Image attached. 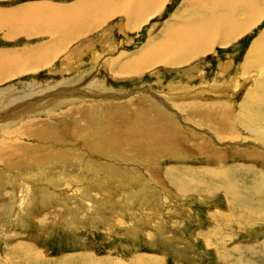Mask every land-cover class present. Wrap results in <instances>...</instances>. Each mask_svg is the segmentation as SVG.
I'll return each instance as SVG.
<instances>
[{
	"label": "rangeland",
	"instance_id": "374dc122",
	"mask_svg": "<svg viewBox=\"0 0 264 264\" xmlns=\"http://www.w3.org/2000/svg\"><path fill=\"white\" fill-rule=\"evenodd\" d=\"M103 1L0 0V264H264V11L170 64L144 55L208 9Z\"/></svg>",
	"mask_w": 264,
	"mask_h": 264
},
{
	"label": "bare ground",
	"instance_id": "6f19581e",
	"mask_svg": "<svg viewBox=\"0 0 264 264\" xmlns=\"http://www.w3.org/2000/svg\"><path fill=\"white\" fill-rule=\"evenodd\" d=\"M108 1L109 0H104L103 2L108 3ZM159 1L161 0H135L137 6L131 7L133 10H136V12L138 13L135 22L139 23L143 15H147L148 11L151 8H154V4ZM185 5H187V9L185 10L186 13L188 14H192L197 11L200 12L205 11L207 9L208 11L205 14H201V16L197 15V17L193 21L190 19H186V20L184 19L181 21V23L177 21H175L173 25H170V23H168V27L167 28L165 27L166 31L164 29L160 34L161 36L164 37V40L167 42V44L161 49L153 50L149 55H144V57L148 59V61L155 63L168 62L170 64H180V63L183 64L185 61H188L191 58L198 57L201 56L202 54L210 52V50L214 46H221L222 48H225L239 34L243 33L250 26L254 25L257 21H259L258 19L256 20V18L264 11V0H186ZM239 12H244V14L247 15L245 16V19H238L239 17H237L238 16L237 14ZM72 18L73 17L69 14L67 20L63 18L62 22H68ZM47 21L49 22L50 20ZM263 58H264V31L257 37L255 42H253L250 49L248 50L246 54V58L244 60V67L248 70L261 69L264 66ZM263 83L264 80L262 84ZM80 92L82 91L80 90L79 93ZM255 93L256 91H248V93L246 94V98L252 100L253 98L251 99L250 97ZM124 96L130 97L129 94H126ZM251 102H255V101H251ZM219 106H216L219 109V111L221 110L227 111L224 109L226 105L220 104ZM1 110H4V108H1ZM255 113L257 116H254L255 118H253L252 121L250 122L253 123V127L252 126L251 127L256 130L257 128H259L256 126L258 122V121L256 122V120L258 119L257 117L260 116L259 115L260 113L258 114V111H255ZM261 117L263 118V116ZM257 131L258 130H256V132ZM259 132H261L260 129ZM263 141H264V137H263ZM25 202L26 204L30 203V201L27 200ZM26 204L25 205L23 204V208L21 207L20 209L21 212L26 211L25 208ZM89 262H91V260Z\"/></svg>",
	"mask_w": 264,
	"mask_h": 264
},
{
	"label": "water",
	"instance_id": "95a60500",
	"mask_svg": "<svg viewBox=\"0 0 264 264\" xmlns=\"http://www.w3.org/2000/svg\"><path fill=\"white\" fill-rule=\"evenodd\" d=\"M238 87H240V85L238 86ZM237 90V88L235 89V91ZM126 94H128V93H126ZM125 94V95H126ZM234 94H236V92L234 93ZM234 94H232V95H234ZM118 95H121V94H118ZM111 97V96H110ZM120 97V96H119Z\"/></svg>",
	"mask_w": 264,
	"mask_h": 264
}]
</instances>
